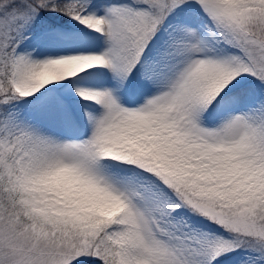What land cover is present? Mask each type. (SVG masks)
I'll return each mask as SVG.
<instances>
[{"label":"snow or ice","instance_id":"snow-or-ice-1","mask_svg":"<svg viewBox=\"0 0 264 264\" xmlns=\"http://www.w3.org/2000/svg\"><path fill=\"white\" fill-rule=\"evenodd\" d=\"M0 264H264V0H0Z\"/></svg>","mask_w":264,"mask_h":264}]
</instances>
